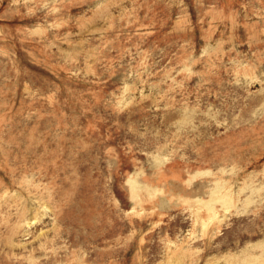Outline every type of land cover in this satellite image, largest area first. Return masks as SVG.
<instances>
[{
    "label": "rangeland",
    "instance_id": "rangeland-1",
    "mask_svg": "<svg viewBox=\"0 0 264 264\" xmlns=\"http://www.w3.org/2000/svg\"><path fill=\"white\" fill-rule=\"evenodd\" d=\"M0 264H264V0H0Z\"/></svg>",
    "mask_w": 264,
    "mask_h": 264
}]
</instances>
